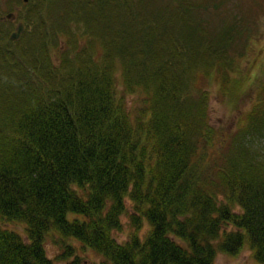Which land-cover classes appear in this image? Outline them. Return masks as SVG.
<instances>
[{"label": "trees", "instance_id": "1", "mask_svg": "<svg viewBox=\"0 0 264 264\" xmlns=\"http://www.w3.org/2000/svg\"><path fill=\"white\" fill-rule=\"evenodd\" d=\"M229 1L41 0L34 19L18 9L28 27L0 36V264H56L52 234L61 264H86L74 240L103 256L93 264H215L245 246L264 264V81L234 127L211 123V88L234 93L238 57L223 56L252 30L230 20ZM240 7L246 24L255 6ZM28 49L38 63L19 60Z\"/></svg>", "mask_w": 264, "mask_h": 264}, {"label": "rangeland", "instance_id": "2", "mask_svg": "<svg viewBox=\"0 0 264 264\" xmlns=\"http://www.w3.org/2000/svg\"><path fill=\"white\" fill-rule=\"evenodd\" d=\"M37 1V7L41 10V0H34L30 7V0H0V7L3 3H10L13 9H2L0 13V36L1 33L5 34V30L10 28V35L13 30L16 29L17 24L22 21L24 23V29L28 27L26 25V21L21 18L18 14V9H23L22 13L26 15L29 13V17L34 19L37 14V10L35 9L34 5ZM162 1V0H161ZM253 3L255 8L253 10H249L247 13L246 20L248 23H239V19H244L243 14L245 10L240 7V4L245 3V0H231L227 2L230 8L227 10L229 11V18L232 21H235L239 24V28L246 26H251L252 30H250L247 34L244 31L242 33L241 38H236L235 42L233 43L231 50L234 51L236 57H238L237 65L234 69L229 71V76L232 81V95L219 96L216 93L215 87L211 88L210 94V105H211V123L216 128H221L223 130L228 131L231 127L235 126L236 119L240 116L242 112H248L254 105V102L257 101L258 95L261 91L262 82L264 81V0H248ZM26 3V4H25ZM75 4V5H74ZM73 6L77 9L78 4L74 3ZM66 4L63 6V11L67 14ZM8 12H14L16 14L15 18H1V16L8 14ZM218 12L224 11H216L215 17H217ZM55 16L56 13L54 14ZM58 17V16H57ZM52 19L50 30L48 31L47 41L45 42L48 45L53 46L57 43L56 34L59 32L60 28H53L54 27H61V22H64V18ZM229 20V19H228ZM3 21V22H2ZM75 27V26H73ZM31 30L33 26L29 27ZM63 28V27H62ZM25 30L22 31V34ZM65 31V30H64ZM250 32L252 34H250ZM21 34V35H22ZM64 34H69L68 32H64ZM249 35V36H248ZM251 35V36H250ZM57 37H59L57 35ZM12 38V37H11ZM13 39V38H12ZM239 39V40H238ZM248 39V40H247ZM31 40L35 41L34 37H31ZM60 39H58L59 41ZM32 41L31 43H33ZM241 41V42H240ZM38 40L34 42L32 45L37 48ZM248 43V44H247ZM247 44V49L245 47ZM27 47H24L25 49ZM29 49L21 50V57L19 58L20 61L31 62L33 59H38L35 63H38L42 51L37 52L35 56H30L28 53ZM240 54L242 57L240 58ZM224 57V56H223ZM57 59V57H55ZM240 58V59H239ZM235 88V89H234ZM127 100L131 105L135 103H141L142 99L139 98L137 92L129 91L126 94ZM221 140L219 141L220 145ZM262 145L264 142L261 140ZM218 143L214 145H206L203 150L199 152V154L206 153L207 155H214L219 150ZM130 201H128L129 208ZM122 220L124 222L123 229H116L113 231L118 241H123L129 236L130 231V218L127 213L122 215ZM11 224V223H10ZM10 224H6V226H10ZM15 227H18L19 230H23V226L21 224H13ZM149 226L146 224L140 230V234L143 236ZM56 235V236H54ZM58 234H52L48 237L46 241V248L50 257L55 260L56 264L65 263V260H61L60 256L62 254V250L64 247V242H62ZM76 244V249L73 254H81L84 258V262L86 264H93L95 261L101 262L103 258L102 255L96 253L94 250L90 249L89 247H84L79 241L74 240ZM217 264H262L260 263L253 255V251L250 247L245 246L238 254H230L227 252L219 251L216 258Z\"/></svg>", "mask_w": 264, "mask_h": 264}, {"label": "water", "instance_id": "3", "mask_svg": "<svg viewBox=\"0 0 264 264\" xmlns=\"http://www.w3.org/2000/svg\"><path fill=\"white\" fill-rule=\"evenodd\" d=\"M16 14L14 12H8L7 16L6 15H3L1 16V18H6V17H9V18H15ZM24 30V23L22 21H20L17 26H16V29L12 31L11 33V37L13 39H18L21 34H22V31Z\"/></svg>", "mask_w": 264, "mask_h": 264}, {"label": "bare ground", "instance_id": "4", "mask_svg": "<svg viewBox=\"0 0 264 264\" xmlns=\"http://www.w3.org/2000/svg\"><path fill=\"white\" fill-rule=\"evenodd\" d=\"M234 56H235L234 53L232 54V56H231L230 54L227 55V53H226V54L224 55L223 58H225L226 60L229 59V58L233 59ZM262 83H263V82H262ZM255 103H256V102H254V104H255ZM241 250H242V249H241ZM241 250H240V251H241ZM240 251H239V252H240ZM239 252H238V253H239ZM238 253H236V254H238ZM216 258H217V256H216ZM215 264H217L216 261H215Z\"/></svg>", "mask_w": 264, "mask_h": 264}]
</instances>
